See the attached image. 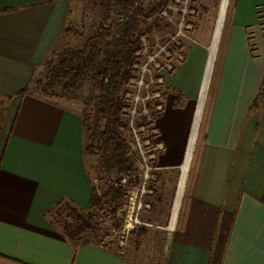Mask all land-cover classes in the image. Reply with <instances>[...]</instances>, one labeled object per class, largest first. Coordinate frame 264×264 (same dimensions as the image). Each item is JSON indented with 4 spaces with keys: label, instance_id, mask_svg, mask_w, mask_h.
Masks as SVG:
<instances>
[{
    "label": "crops",
    "instance_id": "0c3cea01",
    "mask_svg": "<svg viewBox=\"0 0 264 264\" xmlns=\"http://www.w3.org/2000/svg\"><path fill=\"white\" fill-rule=\"evenodd\" d=\"M69 6L0 0V264H131L101 246L76 248L47 214L61 201L84 210L91 196L80 115L21 94ZM224 12L195 127L212 39L193 35L165 75L157 164L161 174L173 170L174 179L161 177L163 190L172 182L175 191L162 264H264V0H227Z\"/></svg>",
    "mask_w": 264,
    "mask_h": 264
},
{
    "label": "rangeland",
    "instance_id": "374dc122",
    "mask_svg": "<svg viewBox=\"0 0 264 264\" xmlns=\"http://www.w3.org/2000/svg\"><path fill=\"white\" fill-rule=\"evenodd\" d=\"M221 1L219 0V6ZM69 2V14L65 26L69 28V31L62 32L46 55L40 71H43L50 63L53 65L57 56L65 50L83 46L100 24L104 23V28H108L112 20L123 23L130 17H138V14H134L136 10L149 14L155 8L157 14L150 16L151 19L148 18L140 26L143 34L140 36V48L135 54L140 61L133 64L131 68L135 71L134 77L140 79L143 74L144 81L150 76L157 75L159 70H164L163 76L171 74L175 70V65L180 63L177 55L183 53L182 48L186 43L191 42L194 36L201 43H209L219 11L217 9L219 6L215 9L216 0H134L133 12L130 11L128 14L123 12L117 15L112 13L111 17L104 21V14L97 0H69ZM192 31L194 34L191 33ZM130 80L128 82L129 91L135 92L137 86L139 87V82L131 84ZM150 86H155V84ZM164 86L163 84L158 87V91L162 93V103L167 93ZM30 89L36 95L42 94L39 84L35 81ZM130 92L124 95L127 102L125 113L129 116L126 114L127 124L124 129H120V132L121 143L126 146L125 159L131 164L133 171L126 174L104 170L99 152L93 151V154L84 157L94 196V205L90 214L97 229L100 230V234L98 232L97 236L93 237L98 238V244L101 247L113 249L116 254L126 258L131 264H162L164 246L167 242L166 221L175 190L172 182L168 183L163 190L164 182L161 176L164 172L172 173L169 174V179L172 180L174 173L171 172L173 170H165L161 174L157 162L148 163L151 166L148 171L151 180L142 182L143 174L146 172L136 140L141 143L143 134L134 131L136 126L140 125L137 123L140 116L134 115L132 125L130 124L131 113L128 111L131 107V98L127 96ZM53 97L44 96L47 101L57 102L62 108L80 109L83 108L86 94L79 93L73 102L54 95ZM140 97H143V89L140 90ZM153 101L154 99L152 101L149 99L150 109L153 107ZM140 108L141 105H138L136 111ZM84 141L85 144L89 142L85 137ZM124 178L126 182H122ZM142 187L145 190H142ZM111 189H122V197L119 201L112 202ZM64 215L65 213H62V217L66 220ZM62 217L56 213L52 216L60 234H64Z\"/></svg>",
    "mask_w": 264,
    "mask_h": 264
},
{
    "label": "trees",
    "instance_id": "16d2710c",
    "mask_svg": "<svg viewBox=\"0 0 264 264\" xmlns=\"http://www.w3.org/2000/svg\"><path fill=\"white\" fill-rule=\"evenodd\" d=\"M133 2L134 0H97L103 11L104 21L112 13L117 15L133 12ZM134 14H138V17H130L123 23L112 20L108 28H104V23L100 24L83 46L67 49L59 54L53 65H46L43 71L40 68L21 91V94L27 93L43 100H46L44 96L54 95L72 102L79 93L84 92L86 97L83 108H67L80 115L83 135L89 140L87 144L84 141L83 157L93 154V151L99 152L104 170L126 174L132 172L133 167L125 159L126 146L121 143L120 129H124L127 124V115L122 112L127 103L124 95L130 92L128 82L135 76L131 67L140 61L135 55L143 34L140 26L157 13L154 8L149 14L138 10ZM64 30L67 32L69 28L65 27ZM34 81L39 84L41 95L31 92L30 86ZM259 95L264 96V85ZM110 195L112 202L119 201L122 189H111ZM93 199L91 191L86 209L81 210L70 201H61L47 213L54 227L56 223L52 216L56 213L62 217V213H65L66 220L62 217L64 234L61 235L76 248L87 244L100 246L98 238L93 237L98 232L100 234L90 214ZM104 249L115 253L111 248Z\"/></svg>",
    "mask_w": 264,
    "mask_h": 264
},
{
    "label": "built area",
    "instance_id": "2783aa9c",
    "mask_svg": "<svg viewBox=\"0 0 264 264\" xmlns=\"http://www.w3.org/2000/svg\"><path fill=\"white\" fill-rule=\"evenodd\" d=\"M192 39V38H191ZM192 42H195L194 39L191 40ZM179 58V59H178ZM177 60L179 62H183L184 60V55L183 53H179L177 55ZM170 68H173V66L169 65ZM157 75L155 74L154 77L150 76L148 77L149 81L143 80V74L141 75V78L139 77H134V79L130 80V83L132 84L133 82H136V84L139 82V87L137 86V89L135 92H130L127 96H129L130 102H131V107L128 112L131 113V120L130 124L132 125L134 115L137 114V116H140L137 120V123L140 124L139 126H136L134 129L135 132L138 131L143 134L142 141L141 143L136 140V144L139 147L138 151L140 152V157L142 159V165L145 168V174H143L142 177V182L145 183L147 180H149L150 174L148 173L149 168L151 166L149 164L156 163L159 155L164 151V144L163 142L160 141L159 139V130L156 127L155 121L157 116L163 111L164 109V103L161 101L162 93L158 91V87L162 86L163 84L165 85V76H163L164 70H159L157 71ZM151 84H155V86H150ZM132 86V85H131ZM157 87V89H156ZM143 89V97H140V90ZM156 89V90H153ZM150 92V93H149ZM153 101V107L150 109L149 105V99ZM141 101V103H139ZM138 105H141V108L139 111H136V108ZM126 107L122 109V112L124 110L125 113ZM127 114V113H125ZM129 116V114H127ZM149 163V164H148ZM149 176V177H148ZM154 178V177H153ZM151 180V179H150ZM155 180V178L153 179ZM122 182H126V179H122ZM142 190H145L142 187ZM141 190V191H142ZM137 192V191H136ZM150 192V191H147ZM135 193V192H132Z\"/></svg>",
    "mask_w": 264,
    "mask_h": 264
},
{
    "label": "bare ground",
    "instance_id": "6f19581e",
    "mask_svg": "<svg viewBox=\"0 0 264 264\" xmlns=\"http://www.w3.org/2000/svg\"><path fill=\"white\" fill-rule=\"evenodd\" d=\"M226 3H227V0H222L221 1L219 13H218V18H217L215 29H214V32H213L212 43H211V46L208 48V58H207L205 72H204V76H203L201 91H200V94H199V99H198V103H197L196 110H195V121H193L194 122V127L196 126L197 118L199 116L201 105H202V101H203V98H204L205 89H206V86H207V81H208L209 73H210V70H211V63H212V60H213L214 50H215V46H216V43H217V40H218L220 28H221V25H222L223 14H224V11H225ZM191 142H192V140H191ZM191 142H190V144H191ZM189 148H190V145H189ZM188 155H189V149L187 151V157L186 158H188ZM185 169H186V165H184L182 167L183 171H182V174H181V179H180L179 185L177 187L178 194H179V191H180L181 186L183 184V179H184V176H185Z\"/></svg>",
    "mask_w": 264,
    "mask_h": 264
}]
</instances>
